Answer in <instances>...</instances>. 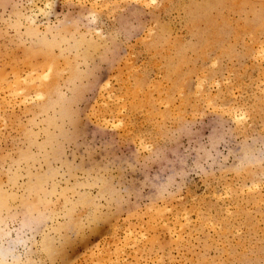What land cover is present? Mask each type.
<instances>
[{"label": "rangeland", "instance_id": "rangeland-1", "mask_svg": "<svg viewBox=\"0 0 264 264\" xmlns=\"http://www.w3.org/2000/svg\"><path fill=\"white\" fill-rule=\"evenodd\" d=\"M0 252L264 264V0H0Z\"/></svg>", "mask_w": 264, "mask_h": 264}, {"label": "bare ground", "instance_id": "bare-ground-1", "mask_svg": "<svg viewBox=\"0 0 264 264\" xmlns=\"http://www.w3.org/2000/svg\"><path fill=\"white\" fill-rule=\"evenodd\" d=\"M38 189V188H37ZM70 210V209H69ZM65 224V223H64ZM66 225V224H65ZM45 236V235H44ZM12 244V243H11ZM3 252V251H2ZM6 252H7V250H6ZM1 253V252H0ZM8 253H9V251H8ZM12 253V252H11ZM3 254V253H2ZM15 259V258H14ZM13 259V260H14ZM17 261V260H16ZM15 262V261H14ZM11 263V262H10ZM16 263V262H15ZM15 263H13V264H15ZM16 264H18V263H16Z\"/></svg>", "mask_w": 264, "mask_h": 264}]
</instances>
